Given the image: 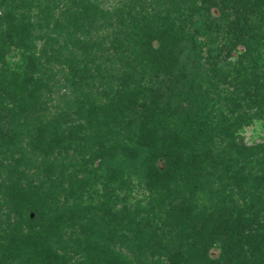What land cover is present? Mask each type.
<instances>
[{
    "label": "trees",
    "instance_id": "1",
    "mask_svg": "<svg viewBox=\"0 0 264 264\" xmlns=\"http://www.w3.org/2000/svg\"><path fill=\"white\" fill-rule=\"evenodd\" d=\"M161 1L165 5L170 0ZM129 2L116 11L118 19L123 20L125 13L127 18L132 12L141 19L148 7H156L149 4L146 8L143 1L141 4L132 0ZM178 2L179 6L188 7L190 17L201 16L205 21L201 28L208 32L224 18L231 16L228 30L237 36L232 48L239 56L236 65L239 83H234L230 98L225 95L229 116L222 113L216 122L207 120L205 110L211 105L201 99L202 87L192 85V66H199L200 56L199 51L192 48V36L190 39L184 36L182 26L161 19L158 13L151 16L150 24L143 22L134 27L132 35L122 31L102 35L101 39L107 43L105 46L102 41L93 40V35L88 34L90 27L95 24L101 28L106 19L104 15H107L91 0H36L35 5L32 2L28 7L15 0H0V27L4 30L0 45V76L10 69L6 59L11 47L22 52L20 63L15 67L16 73L22 77V85H31L36 93L42 86L56 80L60 71L54 69L63 62L68 65L70 73L67 76L62 70L61 74L66 81H70L73 95L76 88L84 89L87 79L92 78L86 66L90 67L92 63L98 65L101 59L104 63H115L118 72L114 69L110 77L116 74L122 77L118 86H124V92H127L119 93L122 89L117 88L111 96L105 95L108 102L101 105L96 104L94 98L87 102L82 97L79 101L74 100L78 106L77 112L84 114L83 118L87 122H80L78 128L70 129L68 136L84 132L88 126L101 131L104 128L106 133L102 137L99 134L85 137L87 142H93L91 147L96 151L90 161L95 181L85 178L77 189L72 187L70 197L76 194L77 199L82 198L87 190L105 199L97 205L100 210H105L106 204L109 207L111 204L121 206L115 212L108 209L107 215L111 219L110 223L127 229L130 234L131 248L137 247L133 259L137 255H144L142 260H146L148 254L154 256L158 252L166 257L165 264H221V257H225L228 264H264V222L259 221L264 200L253 195L251 206L254 213L249 215V209L234 212L226 211L223 206L216 208L215 204L200 206L197 198L206 189L210 195H214L217 187L210 177L218 172H228L231 165L225 161H234L229 151L213 147L217 136L233 140L234 132L248 121L264 119V0ZM31 8L35 9L32 21L31 15L26 13ZM18 10L22 13L20 16ZM178 20L180 22L179 17ZM82 25L88 27L82 30ZM36 27L42 34L34 38L36 41L42 40L43 44L39 49L33 47L29 50L36 42L32 34ZM135 30H140V34ZM195 30L200 29L195 26ZM133 35H137V40ZM133 41L138 43L140 56L131 58L128 54L136 51L129 53L128 45ZM254 52L258 53L257 58L252 57ZM145 64L152 66L154 74L146 84L139 81L131 87L130 84H135L134 80L141 74V67ZM219 68L214 67L208 76L213 75L220 84H231L227 82L230 79L237 81L236 78L228 79V75L221 74ZM3 93L5 97L0 98L1 118L4 116L2 108L6 106V99L11 97L15 100L13 92ZM34 96L29 91L28 102L18 108L22 111L32 107ZM234 96H239V101ZM85 98L87 100L88 97ZM66 102L72 103L70 100ZM35 122L39 141H43L48 130L39 126L41 121ZM120 124L125 128L119 129ZM6 126L7 122L2 121L0 139L3 145L10 146V138L14 141L18 135L12 133L10 136ZM56 137L55 141L60 146L63 140L60 136ZM112 137L114 139L111 141ZM232 142L235 151L252 155L248 160L261 166L255 181H259L258 184L264 189V158L261 157L264 155V146L248 147L241 138ZM214 153H217L216 156ZM0 164V168H7L3 161ZM16 171L18 180L12 179L14 170L8 169L6 176L0 179V198L3 204L8 202L18 212L19 223L29 232L21 237L17 232L10 236L9 243L2 247V261L8 260L16 251L23 252L33 247L41 255L42 264H64V257L35 230L43 224L45 202L20 190L17 183L26 175ZM132 181H137L135 187ZM99 182L102 185L101 192L96 189L91 191L90 187L95 188ZM138 188L150 193L147 211L153 213L152 217L143 219V207L140 202L133 201V192ZM3 204L0 203L1 209ZM108 232L113 233L112 238H120L111 227ZM106 239L104 234L87 239V260L81 264H131ZM219 239L223 240L224 246L219 257H214L212 250L217 248ZM134 264H141V261Z\"/></svg>",
    "mask_w": 264,
    "mask_h": 264
},
{
    "label": "rangeland",
    "instance_id": "2",
    "mask_svg": "<svg viewBox=\"0 0 264 264\" xmlns=\"http://www.w3.org/2000/svg\"><path fill=\"white\" fill-rule=\"evenodd\" d=\"M35 1L15 0V2L24 4L27 7L32 4V2L35 5ZM91 1L93 4L98 5L102 12L107 13V15H104L106 19L103 20V26H101V28L97 24L91 26L88 34L93 35V40L102 41L105 46H107V43L105 40L101 39L102 35H108L109 33L113 35L116 31H122L127 35H132L131 32L134 30V27L141 25L143 22L150 24L152 20L151 16L155 13H158L161 19H166V21H172L176 25L182 26V34L184 36L187 35L189 39L190 36H192L190 40L193 44L192 48L199 51V66L194 68V64L192 63V85H195V87L198 85L202 87V95H200V97L202 100L208 101L207 103L211 105L205 110V115H208L207 120L216 122L222 113L225 116H229L230 113L226 107L228 102L225 101V95L230 98L232 96L231 91H233L234 83H239V73L236 71L239 56L232 48V43L236 41L237 36L228 30L231 16L224 18L221 23L212 27L211 32H208L204 30L205 28H201L202 25L205 24L204 19L201 16L197 17L193 15L190 17L189 15L191 13L188 7L179 6L177 0H170L165 5L161 0H141L143 3L140 0H132L136 3H142L145 5L144 7H148L149 4L156 7L154 9L146 7L147 13L144 14V16L142 15L141 19L137 17L135 12L130 13L127 18V14L125 13V15H123L125 19L123 20L118 19L116 11L118 9L120 10L122 5L126 6L130 3L129 0ZM33 11H35V9L32 8L29 12L25 11L27 15H31L30 21H32V14L35 13ZM17 13L19 16L22 14L20 10H18ZM178 17L180 18V22ZM195 26L199 27L200 30H195ZM84 27H88V25H82V30H84ZM96 28H98V30ZM167 28H169V25ZM3 32V28L0 27V45L2 42L1 38L3 37L1 34H3ZM134 32L140 34V30H135ZM32 34L33 40L36 41L34 37L41 36L42 33H40L39 28L36 27ZM133 37L137 40V35H133ZM135 42L136 41H133L128 45L130 49L129 53L131 51H136L128 54L131 55V58L140 56V48L138 43L136 44ZM41 44H43L42 40L38 39L30 46L29 50H32L33 47L39 49ZM20 53H22L21 50L11 47L10 53L7 55L6 59V62L10 64V69L0 76V98L5 97V93L3 92L8 91L11 94L13 92V94H15V100L18 101L16 103L15 100L8 97L10 102L6 99L4 103L6 106L2 108L3 110L1 109L4 116L3 118L0 117V125L2 121L7 122L6 128L9 131H7L9 135L11 136V134L14 133L17 134L18 137L15 138L14 141L13 138H10V146L6 144L3 145L0 139V163L3 161L7 166L6 169L0 168V179L6 176L7 169L8 171L14 170L12 179L16 178L17 180L19 177L16 170L24 172L26 176H22L17 183V185H20V190L29 195L31 194L34 199L39 198L45 202L43 224L35 230L46 239L50 247H53L64 257V264H81L85 262L87 260V252L85 249L87 239L90 240L103 234L106 236V240L110 243L111 247L121 253L131 264L137 263L138 261H141V264H165L166 257L158 252L154 254V256L148 254L146 260H142V256L144 255H137L136 259L132 258L135 255L137 247L132 246L131 248V243L129 242L130 234L127 232V229L117 227L113 225V223H110L111 219L107 215L108 209L111 210V212H115L119 210L121 206H113L111 204L109 207V205L106 204L104 207L105 210H100V207L97 205L105 201V199L99 198L98 195H94L93 192H87V190L84 192L82 198L77 199L76 194L70 197L72 187L77 189L85 178H90L93 182L95 181L92 175L93 170L90 161L94 158L93 155H95L96 151L91 147L93 142H87V140H84L85 137L91 135L95 136L96 134L102 137L103 133H106V130L103 131L104 128H102L101 131L100 129L95 130L88 128V126L84 132L78 134L73 133V135H75L73 137L68 136V131L70 129L78 128L77 125L80 122L83 124L87 122V120L83 118L85 115L77 112L78 108L76 107L78 106L75 101H79L81 97L85 102H87L88 99L94 98L97 101L96 104L101 105L108 102L105 95L110 94L111 96L117 88L122 89L119 93H123L126 88H124V86H118L122 82V77L117 74L112 78L110 77L111 72H115V70L118 72L117 67H114L115 63H104V60L101 59L98 61V65L94 63L91 64V70L89 66H86L92 78L87 79V84L84 86V89L81 90V88H76V92L74 91L75 94L73 95V89L69 86L70 81H66L61 74L62 70V73L67 76L70 73L67 67L68 65L63 62L54 69V71H60V74L56 76V82L54 81L48 85L42 86L36 93L34 87L31 85H22V77L15 71L16 65L20 63ZM80 53L83 58L82 52ZM100 54L104 56L102 52ZM257 55L258 53L254 52L252 57L257 58ZM214 67H220L219 70L221 74L228 75V79L232 77L236 78L237 81H231L230 79V82L229 80L227 82L231 84H220V81L218 82L215 77H212L213 75L208 76ZM80 68V75H82L83 64H81ZM141 70L143 73L139 71L141 74L134 80L135 84H130L131 87H134L139 81L146 84L147 80L154 74V70H152V66H149V64H145L141 67ZM29 91L33 92L35 95L32 99L33 106L21 111L18 107L28 102L27 98ZM127 91L128 90L125 92ZM85 96L88 97L87 100ZM234 97L239 101V96L238 98L236 96ZM66 100H70L72 103H67ZM195 104L198 105V102L195 101ZM37 116L38 120H36ZM35 121H41V125L39 126L48 130L43 141H39V130L35 125ZM26 125L31 127L27 128ZM123 127V124L119 125V129H124L125 127ZM26 129L28 130L26 131ZM64 133L66 134L62 138ZM56 135L60 136L61 140H63L60 146H58L57 141H55L57 138ZM217 137L215 143H212L213 147L219 150H223L224 148L229 151L234 161H225L227 163L230 162L231 165L228 172L223 174L218 172L219 174L217 173L214 177H210L211 182L217 187V190L214 195H210L208 189L204 191L205 193H199L197 196L199 205L207 206L215 204L216 208L223 206L226 211L229 210L234 212L240 209H249L247 213L250 215L252 212L254 213L251 206V197L257 195L259 199H262V201L264 200L263 186L258 184L259 181H255L261 166L248 160L252 158V155H244L235 151L234 145H232L234 142L232 141L241 138L243 144L248 147H255L257 145L264 146V119H253L248 121L241 129H237L234 132L233 137L235 138L233 140L224 136ZM113 139L112 137L110 140L112 141ZM216 154L217 153H214V156H216ZM261 157L264 158V155ZM210 163H208L207 167L210 166ZM1 166L0 164V167ZM131 183L134 187L137 185V181H132ZM94 189L101 192V183L99 182L96 184L95 188L90 187L91 191H94ZM149 194L150 193L144 188H138L133 192V201L140 202V205L144 209L141 210V217H143V219L152 217L153 214L147 211L150 207L148 204ZM0 203L3 204L2 198H0ZM5 203L7 204L2 205L3 209L0 208V264H42L41 255H39L37 252L38 250L36 251L33 247L23 252L22 250L20 252L16 251L14 254L10 255L12 257L8 260L2 261V247L9 243L10 236L17 232V234L20 235L19 237H21L29 232L26 227L19 223L18 212L12 209L11 204H8V202ZM138 219L143 220L142 218ZM259 221L260 223L264 222V210ZM110 227L118 233L120 238H112L113 233L108 232ZM48 228L50 229L49 231ZM167 238L169 239L168 236ZM112 240L114 241L112 242ZM223 246V240L219 239L217 248L212 250V255L214 257H219ZM220 263L228 264L225 257H221Z\"/></svg>",
    "mask_w": 264,
    "mask_h": 264
}]
</instances>
